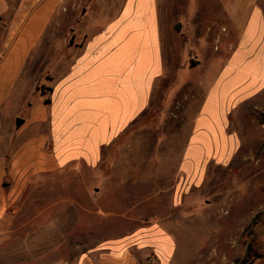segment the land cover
Wrapping results in <instances>:
<instances>
[{"label": "rangeland", "instance_id": "obj_1", "mask_svg": "<svg viewBox=\"0 0 264 264\" xmlns=\"http://www.w3.org/2000/svg\"><path fill=\"white\" fill-rule=\"evenodd\" d=\"M80 1L87 24L80 29L100 34L134 0ZM151 1L163 21L167 77L145 117L103 149L96 167L73 163L35 176L31 164L47 154L2 149L0 264H75L149 226L173 239L164 264H264V92L230 116L238 145L226 163H206L195 180L181 171L193 119L224 63L213 51L218 31L227 28L226 42L235 41L233 0ZM257 4L264 11V0ZM7 108L11 118L25 117Z\"/></svg>", "mask_w": 264, "mask_h": 264}, {"label": "crops", "instance_id": "obj_2", "mask_svg": "<svg viewBox=\"0 0 264 264\" xmlns=\"http://www.w3.org/2000/svg\"><path fill=\"white\" fill-rule=\"evenodd\" d=\"M143 1L123 2L103 33L92 34L80 29L87 26L80 0H0V153L47 154L31 164L35 176L73 163L94 168L103 149L145 117L169 65L158 6ZM233 1L235 41L226 42L227 28L218 31L221 47L213 51L224 63L193 119L181 164L187 180L206 163L229 160L238 145L230 116L264 92V11L257 0ZM9 106L25 117L11 118ZM174 248L169 234L149 226L101 243L75 264H164Z\"/></svg>", "mask_w": 264, "mask_h": 264}]
</instances>
